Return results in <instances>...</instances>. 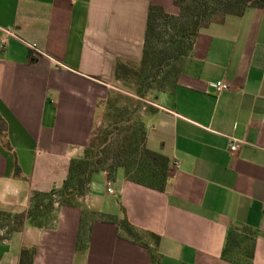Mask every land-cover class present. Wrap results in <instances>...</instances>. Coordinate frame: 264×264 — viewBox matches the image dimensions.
Returning a JSON list of instances; mask_svg holds the SVG:
<instances>
[{
    "label": "crops",
    "instance_id": "0c3cea01",
    "mask_svg": "<svg viewBox=\"0 0 264 264\" xmlns=\"http://www.w3.org/2000/svg\"><path fill=\"white\" fill-rule=\"evenodd\" d=\"M151 5L179 10L174 0H0V27L18 37L0 45V209L24 211L32 191L62 185L100 123L117 60L142 57ZM218 80L231 87L218 92ZM146 102V145L170 160L166 190L99 171L85 207L158 234L161 264H264V10L202 29L176 87ZM56 214L52 228L27 224L1 239L0 264H20L24 247L36 248L33 264H154L148 248L99 217L77 251L82 209ZM231 228L242 235L224 257Z\"/></svg>",
    "mask_w": 264,
    "mask_h": 264
},
{
    "label": "trees",
    "instance_id": "16d2710c",
    "mask_svg": "<svg viewBox=\"0 0 264 264\" xmlns=\"http://www.w3.org/2000/svg\"><path fill=\"white\" fill-rule=\"evenodd\" d=\"M174 3L179 8L177 15L168 13L160 5H151L140 61L119 58L116 62L114 77L126 82L133 89L132 95L112 89L106 98L100 100L102 125L94 131L84 153L71 159L68 175L61 186L49 191H32L30 206L24 211L0 209V240L23 230L27 224L52 228L57 222L59 207L76 206L82 209L77 251L83 252L87 248L90 221L99 217L118 223L130 239L148 248L154 264H161L157 250L158 234L141 231L126 215L122 218L98 215L85 207L84 199L90 191L93 175L106 171L108 177L114 179L117 171L122 169L126 179L165 191L170 178V160L146 145L147 128L143 113L147 104L143 102L156 92L176 87L183 65L191 58L194 42L202 29L224 22L229 15L240 16L252 8L264 10V0H174ZM164 33L168 39L160 47L158 39ZM5 131L6 125L0 116V135ZM241 235L234 228L228 231L224 257ZM148 241L153 245L150 246ZM35 250V247H24L20 264H33Z\"/></svg>",
    "mask_w": 264,
    "mask_h": 264
},
{
    "label": "built area",
    "instance_id": "2783aa9c",
    "mask_svg": "<svg viewBox=\"0 0 264 264\" xmlns=\"http://www.w3.org/2000/svg\"><path fill=\"white\" fill-rule=\"evenodd\" d=\"M0 30L3 32V34L5 35L2 39H0V45L2 47H5L6 45V38L7 36H12L15 38H18L17 35L15 34V32L13 31V29L11 27H0ZM27 45L31 48L32 52L34 55H41L42 51L36 46V44L34 43H27ZM212 87H214L218 92H221L223 90H227L231 87L229 82H226L224 80H218L215 82L211 83ZM241 145V141L237 140L236 138H230V142H229V149L231 152H237L239 147ZM175 165L178 166L179 163L175 162ZM110 192H112V189H109Z\"/></svg>",
    "mask_w": 264,
    "mask_h": 264
},
{
    "label": "rangeland",
    "instance_id": "374dc122",
    "mask_svg": "<svg viewBox=\"0 0 264 264\" xmlns=\"http://www.w3.org/2000/svg\"><path fill=\"white\" fill-rule=\"evenodd\" d=\"M178 13H179V10L174 15H177ZM167 39L168 38L165 35V33L164 34H161L160 37H159V39H158L159 46L160 47H163ZM113 90H115L117 92H120L122 94H128V95H132V92H133V89L132 88H129L128 87V84L126 82H124V81H118V82H116L115 88ZM143 104L146 105L147 103L146 102H143ZM129 108H131V106ZM101 125H102V122H101V119H100V123L98 124V127L96 128V131L98 129H100Z\"/></svg>",
    "mask_w": 264,
    "mask_h": 264
},
{
    "label": "water",
    "instance_id": "95a60500",
    "mask_svg": "<svg viewBox=\"0 0 264 264\" xmlns=\"http://www.w3.org/2000/svg\"><path fill=\"white\" fill-rule=\"evenodd\" d=\"M106 144H107V142H106V143H104V144L102 145V147H104Z\"/></svg>",
    "mask_w": 264,
    "mask_h": 264
}]
</instances>
